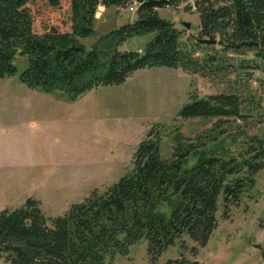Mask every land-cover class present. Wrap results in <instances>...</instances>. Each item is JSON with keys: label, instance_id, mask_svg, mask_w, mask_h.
<instances>
[{"label": "trees", "instance_id": "1", "mask_svg": "<svg viewBox=\"0 0 264 264\" xmlns=\"http://www.w3.org/2000/svg\"><path fill=\"white\" fill-rule=\"evenodd\" d=\"M60 1L0 0V78L13 75V58L25 55L27 64L18 75L22 84L73 101L96 86L118 84L140 68L168 67L219 82L233 74L230 88L240 91L247 89L252 69L264 73V0H68L66 26L57 22L35 30L33 3L55 8ZM132 1L137 2L132 20L84 47L80 39L93 34L98 5L125 8ZM182 3L187 11L193 5L199 20L197 31L184 41L185 27L176 28L157 13ZM147 33L151 38L141 49H118L126 39ZM228 53L241 57L230 63ZM257 99L250 92L243 98L236 91L202 97L190 92L176 117L217 120L192 139L172 135L169 157L160 153L165 126L155 123L138 142L123 175L100 191L92 189L61 215L44 217L31 197L16 208L0 209V258L8 264H108L144 240L147 260L154 264L183 236L193 243L190 254L195 253L217 225L218 200L220 216L227 218L264 166V133L239 132L236 153L229 150L225 134L218 138L221 119L240 118L242 105L252 109ZM228 141L233 144L236 138ZM161 264L201 263L182 252Z\"/></svg>", "mask_w": 264, "mask_h": 264}, {"label": "rangeland", "instance_id": "2", "mask_svg": "<svg viewBox=\"0 0 264 264\" xmlns=\"http://www.w3.org/2000/svg\"><path fill=\"white\" fill-rule=\"evenodd\" d=\"M185 1L192 4L194 0ZM181 5L159 8L157 13L176 28L182 26L181 22L189 23L187 29H182L184 41L189 33L197 31L199 20L195 11ZM31 8L35 30L42 24H68V0H61L55 8L41 4L36 7L34 3ZM134 13L121 7L97 6L93 34L80 42L88 48L97 36L132 19ZM151 35L130 37L118 49H141ZM226 56L230 63L241 57L231 53ZM12 63L15 73L0 78V209L16 208L31 197L39 202L44 217L61 215L92 189L100 191L123 175L130 168L138 142L155 123L165 126L160 153L169 157L172 135L179 133L192 139L217 120L176 117L190 92L197 97L229 91H236L241 98L248 92L258 97V105L252 109L242 105L244 115L240 118L221 119L222 135L218 138L225 134V143L232 152L239 150V132L264 133V73L256 69H252L247 89L240 91L230 88L233 74L219 82V78L187 75L168 67L140 68L118 84L96 86L68 101L57 92L31 90L18 80L27 64L25 55H16ZM231 136L236 138L233 144L228 141ZM254 178L253 188L229 208L227 218L220 216L218 200L217 225L204 246L190 254L188 247L193 243L183 236L154 264L178 258L182 252L186 259L201 264H264V166ZM181 244L185 245L183 250ZM0 264L8 263L0 258ZM108 264H150L145 241L131 245L127 254L115 256Z\"/></svg>", "mask_w": 264, "mask_h": 264}, {"label": "built area", "instance_id": "3", "mask_svg": "<svg viewBox=\"0 0 264 264\" xmlns=\"http://www.w3.org/2000/svg\"><path fill=\"white\" fill-rule=\"evenodd\" d=\"M136 5H137V2L136 1H132L130 4H128L125 8L128 10V11H134L135 8H136ZM191 9L193 10L194 7L193 5H191Z\"/></svg>", "mask_w": 264, "mask_h": 264}, {"label": "water", "instance_id": "4", "mask_svg": "<svg viewBox=\"0 0 264 264\" xmlns=\"http://www.w3.org/2000/svg\"><path fill=\"white\" fill-rule=\"evenodd\" d=\"M181 25H182L183 27H185L186 29L189 27V23H187V22H181ZM202 41L210 42L211 40H210V39H206V40H202Z\"/></svg>", "mask_w": 264, "mask_h": 264}, {"label": "crops", "instance_id": "5", "mask_svg": "<svg viewBox=\"0 0 264 264\" xmlns=\"http://www.w3.org/2000/svg\"><path fill=\"white\" fill-rule=\"evenodd\" d=\"M98 7H99V5H98ZM133 18H134V16H133ZM133 18H132V19H133ZM132 19H130V20H132ZM138 50H139V49H138ZM31 90H32V89H31Z\"/></svg>", "mask_w": 264, "mask_h": 264}]
</instances>
